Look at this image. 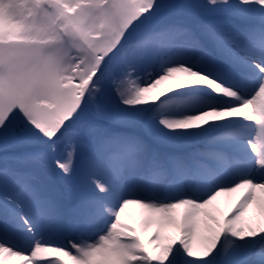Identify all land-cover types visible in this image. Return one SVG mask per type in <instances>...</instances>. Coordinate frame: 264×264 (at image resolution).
Here are the masks:
<instances>
[{
    "label": "snow or ice",
    "instance_id": "snow-or-ice-1",
    "mask_svg": "<svg viewBox=\"0 0 264 264\" xmlns=\"http://www.w3.org/2000/svg\"><path fill=\"white\" fill-rule=\"evenodd\" d=\"M0 264H264V0H0Z\"/></svg>",
    "mask_w": 264,
    "mask_h": 264
},
{
    "label": "bare ground",
    "instance_id": "bare-ground-1",
    "mask_svg": "<svg viewBox=\"0 0 264 264\" xmlns=\"http://www.w3.org/2000/svg\"><path fill=\"white\" fill-rule=\"evenodd\" d=\"M227 199V197L223 200V202L225 201ZM222 202V203H223ZM131 211L133 212V213H136L137 211H138V209H136L135 207H132L131 208Z\"/></svg>",
    "mask_w": 264,
    "mask_h": 264
}]
</instances>
